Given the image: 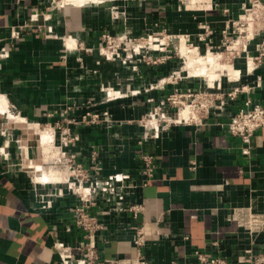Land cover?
Returning a JSON list of instances; mask_svg holds the SVG:
<instances>
[{"label": "crops", "instance_id": "1", "mask_svg": "<svg viewBox=\"0 0 264 264\" xmlns=\"http://www.w3.org/2000/svg\"><path fill=\"white\" fill-rule=\"evenodd\" d=\"M240 1L120 0L107 8L102 3L0 0V264H60L54 242L81 240L72 212L78 199L64 184L51 183L63 174L54 172L53 177L48 170L43 159H51L50 151H43L33 130L61 121L59 112L69 104L75 109L68 126L78 135L69 150L87 163L96 149L99 176L127 172L129 181L139 184L141 153L154 156L153 176L129 197L144 204L136 222L144 227L140 253L147 259L198 264L197 250L249 264L247 250H263L264 229L248 233L228 217L236 206L264 213V127L255 131L250 153L243 154L241 140L224 126L247 98L264 105V59L255 66L242 52V59L232 64L234 78L215 82V90H245L201 123L174 124L142 140L139 120L174 87L207 85L193 78L160 82L174 68L170 59L132 67L98 53L105 32L146 35L155 33L158 24L168 34H188L195 42L201 25H209L211 41L217 44L224 23L239 14ZM22 25L24 31L12 37V29ZM263 36L251 43V52L256 53L254 43L264 42ZM105 88L122 96L107 99ZM86 111L99 113L101 121L78 123ZM50 128L43 130H51L58 143ZM34 174H39L36 183ZM58 187L63 194L43 209L40 194ZM90 211L105 225L97 240L102 258L137 254L135 221L128 212L109 211L100 201Z\"/></svg>", "mask_w": 264, "mask_h": 264}, {"label": "built area", "instance_id": "2", "mask_svg": "<svg viewBox=\"0 0 264 264\" xmlns=\"http://www.w3.org/2000/svg\"><path fill=\"white\" fill-rule=\"evenodd\" d=\"M245 1V0H241ZM181 3L186 4L185 0H180ZM251 7L264 9V0H248ZM205 3V1H202ZM204 31L197 35V41L205 39V36L212 33L209 25H201ZM26 25H22L21 29L13 28L11 36L17 37L24 31ZM50 31V30H49ZM222 38H225V30L222 31ZM146 36V37H145ZM158 32L152 34L132 35L128 31L122 33L105 32L101 35V43L98 47V53L106 60H118L122 64H131L132 67L136 63L146 62L156 63L154 60L143 59V52H158V45L153 44L158 41ZM175 34H170L168 37H173ZM179 37H184V42H188V34H176ZM199 44L195 47L199 49ZM264 42L256 48L259 53L251 58L257 60L255 66L264 59ZM193 45L192 41L189 43ZM212 43L207 47L211 49ZM161 49V47H160ZM5 52V47L1 48ZM146 55V54H145ZM171 55L167 56L170 58ZM166 60V59H165ZM175 74V75H174ZM169 83H177L181 78L178 72H171ZM188 78V76H185ZM220 83L219 79H216ZM164 83V77L160 79ZM106 98L115 99L122 96L121 93L110 88H105ZM111 90V91H110ZM245 87L241 86L232 91L215 90V80L212 84L208 83L206 87L192 88V87H174V89L161 99L152 107L150 111L145 113L139 123L144 127L142 140L148 137H157L161 129H167L171 125L180 123H201L213 110H219L227 104L229 99H232L238 91H244ZM138 92V91H132ZM148 101H153L149 98ZM88 104L90 101L87 102ZM83 103L82 105H85ZM75 109L74 105H66L60 110L61 121L55 122L52 127L54 131L59 134L58 143L55 138L51 142L50 154L51 159L44 161L45 164L50 165L55 171L61 170L63 172L62 178L51 181L53 184H64L65 190L76 195L78 203L72 207L73 222L81 231V240L75 244H70L63 240H56L54 248L57 252L60 264H177L175 261L164 263H157L147 259L140 248L145 244V231L142 224L137 223L136 220L144 212L143 202H136L129 199L130 194L137 187H143L154 173V156L151 153L143 151L140 155L139 173L141 180L139 184L130 182V174L127 172H114L104 177L99 176L97 171L99 165L97 163V150L92 149L89 155V161L83 163L76 159V154L69 149L76 144L78 135L75 134L68 123H71L70 112ZM187 110L186 115L184 110ZM107 115V112H103ZM101 121V115L97 112L86 111L81 115L78 123L92 124ZM67 123V124H66ZM264 127V105L260 103H253L249 98L245 100L242 108L238 109L232 114L226 122L225 130L241 140V151L243 154H249L251 149V141L255 131ZM44 128V127H43ZM55 132V133H56ZM56 133V134H57ZM41 140V138H40ZM41 146V141L39 142ZM141 143V141H140ZM34 165L28 163V167L36 171ZM38 175L34 174L33 179ZM63 188L58 187L49 192L48 195L40 194L41 207L48 209L52 206L53 198L56 195H62ZM47 196V197H46ZM103 202L106 209L109 211H126L131 215L135 221L133 223L134 237L133 244L137 249V254L132 257H112L102 258L97 244L98 238L101 237V232L105 228L104 223L90 209L96 206L98 202ZM229 221L236 222L237 226L245 232L251 233L264 229V213L253 211L250 206H236L228 217ZM198 264H236L228 261L222 256L206 255L205 253L194 252ZM249 264H264V248L258 253H253L247 250Z\"/></svg>", "mask_w": 264, "mask_h": 264}, {"label": "rangeland", "instance_id": "3", "mask_svg": "<svg viewBox=\"0 0 264 264\" xmlns=\"http://www.w3.org/2000/svg\"><path fill=\"white\" fill-rule=\"evenodd\" d=\"M56 1L58 4H63V5L68 4L66 1L64 2V0H56ZM119 2L120 0H109V1L107 0L101 3L104 4L107 8H111L114 6L115 3H119ZM240 2L241 3L239 5V14H237L235 18L229 20L226 25L224 23V26L222 30L220 31V33L221 35H223L222 31L225 30V38H222L221 36L219 43L217 44L212 43L211 41V36L213 34L212 32L208 34L207 36H205V39L201 41V44H199L198 41L196 42L193 41L191 36H189V40L192 41L193 43V45L190 46L189 45L190 41L183 43L182 41H184V39L181 38L180 39L181 42H180L179 37H177L176 34L173 37H168L170 34L164 31V28L160 27L158 24V27L155 31V32H158V35H159L158 41H154L155 38H153V42H152L153 44L158 45L159 47L158 52L152 53L150 58L148 56L149 54H151V52H147V53L143 52L144 53L143 59L149 60V61L154 60L156 64L164 62L165 59L166 60L170 59L174 67L172 72L179 71V75H181V78L178 81L184 79L185 76H188V78H193L194 80L195 79L200 80L205 85H207L209 83V80H212L214 78L219 79V81L233 79L234 77L231 74V71L233 68L232 64L236 62L237 60L242 59V56H243L242 52L244 51L247 52L250 58L255 57L259 53V51L255 50L256 53L251 52L252 51L251 43H253V41H255L256 39H259V37H262L263 36L262 32H264V9L257 8L255 6L251 7V3H249L248 0L240 1ZM185 3H186V0H185ZM210 29L212 28L210 27ZM177 34L180 35L181 33H177ZM179 42L181 43V45H186L184 47L188 50V53L186 52L187 56L185 55V53L181 52ZM262 42H263L262 40L259 42L256 41V43H254V49H256L258 45H260ZM211 43L213 47L211 49H207V47ZM198 44H199V49L197 50L195 47L193 49V46H197ZM206 50H207V53H206ZM218 53H220V55H218ZM169 55H171V57L167 58V56ZM192 59L194 61H192ZM209 61H212V62H209ZM253 61L255 63L257 62V60H253ZM186 65H188V67H186ZM190 65L192 66L190 67ZM206 66L207 67L209 66L208 69ZM210 68L211 70H209ZM212 70H213V73H212ZM206 72H209V73H206ZM170 73L164 77L165 82L169 81L170 77L168 76L170 75ZM201 73L203 74L205 73L206 75L205 74L202 75ZM216 79H215V82L217 81ZM22 125H25V124L22 123ZM31 126L35 127L34 125H31ZM43 127H49V126L44 125L43 123V125H41L39 128L37 127L33 128V130L35 129L34 133H37L35 135L38 140V144H40L39 143L40 135H41V140H42L41 130H43ZM38 131L41 133L39 134ZM43 135L46 137V140H48L49 135H52V131L46 130L43 132ZM57 136H58L57 139H59L58 133H57ZM41 144H42V141H41Z\"/></svg>", "mask_w": 264, "mask_h": 264}, {"label": "bare ground", "instance_id": "4", "mask_svg": "<svg viewBox=\"0 0 264 264\" xmlns=\"http://www.w3.org/2000/svg\"><path fill=\"white\" fill-rule=\"evenodd\" d=\"M67 2V3H75V4H81V5H84V4H91V3H101V2H103V1H107V0H64V2ZM109 1V0H108ZM246 1V0H245ZM244 3V2H243ZM245 5H247V4H245ZM248 7V6H247ZM116 8V7H115ZM118 9V8H117ZM181 42V41H180ZM179 42V46H180V50H181V52H183V53H185V55H186V52L188 53V50L184 47V46H186V45H181V43ZM183 43H184V41H182ZM193 49H194V47H193ZM208 52H210V51H208ZM206 53H207V50H206ZM203 54V53H202ZM216 54V53H215ZM218 55H220V53H218ZM187 56V55H186ZM207 56V55H206ZM189 57H191V56H189ZM211 57V56H210ZM193 58V57H192ZM207 58V57H206ZM205 58V59H206ZM209 58V57H208ZM215 58V57H214ZM217 59V58H216ZM207 60V59H206ZM192 61H194L193 59H192ZM209 62H212V61H209ZM209 64V63H208ZM212 64H214V63H212ZM211 64V65H212ZM192 65H193V63H192ZM192 65H190V67L192 66ZM206 65V64H205ZM253 65V64H252ZM210 66V65H209ZM208 66V67H209ZM250 66V63L248 64V67ZM186 67H188V65H186ZM207 67V66H206ZM208 67H207V69H208ZM251 67V66H250ZM203 68V67H202ZM209 70H211V68L209 69ZM208 70V71H209ZM202 71H204V70H202ZM234 71V70H233ZM242 72V71H241ZM206 73H209V72H206ZM211 73V72H210ZM212 73H213V70H212ZM238 73H239V71H238ZM202 75H204L203 73H201ZM236 74V73H235ZM206 75V74H205ZM208 75H210V74H208ZM215 75V74H214ZM239 75V74H238ZM234 76V75H233ZM1 106V105H0ZM7 109V108H6ZM186 112H187V110L185 109L184 110V114L186 115ZM12 115V114H11ZM44 129V128H43ZM50 129H52V128H50ZM42 131V147H43V151L44 152H47V151H50V147H51V142H52V140L54 139V137H53V133H52V135H49V139L48 140H46V137L43 135V132H44V130H41ZM41 133V132H40ZM46 133V132H45ZM44 133V134H45ZM48 134V133H47ZM51 139V140H50ZM46 140V141H45ZM50 146V147H49ZM48 170H53L52 171V174H53V177H54V171H55V169L53 168V167H51L50 165H49V169ZM42 172H44V171H42ZM55 172H61L62 174H63V172L61 171V170H57V171H55ZM49 173H50V171H49ZM41 176V175H40ZM44 176V175H43ZM41 178V177H40ZM44 178V177H43ZM42 179V178H41ZM46 179V178H45ZM37 180V179H36ZM44 180V179H43ZM40 181H42V180H40Z\"/></svg>", "mask_w": 264, "mask_h": 264}]
</instances>
